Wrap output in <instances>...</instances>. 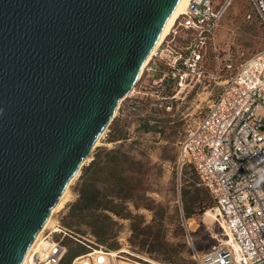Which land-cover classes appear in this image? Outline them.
<instances>
[{"label":"water","instance_id":"1","mask_svg":"<svg viewBox=\"0 0 264 264\" xmlns=\"http://www.w3.org/2000/svg\"><path fill=\"white\" fill-rule=\"evenodd\" d=\"M179 0H0V264H21Z\"/></svg>","mask_w":264,"mask_h":264},{"label":"rangeland","instance_id":"2","mask_svg":"<svg viewBox=\"0 0 264 264\" xmlns=\"http://www.w3.org/2000/svg\"><path fill=\"white\" fill-rule=\"evenodd\" d=\"M189 39V34L179 29L172 45L181 49ZM262 48L264 23L249 0H235L222 17L215 38L204 49L198 79L181 86L168 78L161 80L166 67L154 58L153 81L144 84L142 71L131 94L119 103L89 160L69 181L66 202L54 212L50 223L58 219L94 243L115 252L121 248L133 258L194 264L186 228L200 251L223 237L218 222L208 215L214 213L212 197L195 171L186 167L179 177L175 170L178 143L204 113L224 78L240 61ZM117 148L125 155L110 170L93 175L90 169L83 175L96 155L103 160L107 151ZM89 176L105 198L97 208L73 209ZM103 205L113 211L102 209ZM103 229L100 243L95 231ZM85 250L77 244L68 258Z\"/></svg>","mask_w":264,"mask_h":264},{"label":"built area","instance_id":"3","mask_svg":"<svg viewBox=\"0 0 264 264\" xmlns=\"http://www.w3.org/2000/svg\"><path fill=\"white\" fill-rule=\"evenodd\" d=\"M234 1L188 0L143 73L155 58L166 67L161 80L181 86L198 79L204 49ZM249 1L264 23V0ZM179 29L190 39L176 49L172 42ZM174 164L179 177L186 167L195 171L212 197L211 210L223 237L200 251L186 228L194 264H264V48L240 61L224 78L204 113L179 141ZM77 244L86 250L68 258ZM120 250L112 255L55 219L28 248L21 264H166Z\"/></svg>","mask_w":264,"mask_h":264},{"label":"trees","instance_id":"4","mask_svg":"<svg viewBox=\"0 0 264 264\" xmlns=\"http://www.w3.org/2000/svg\"><path fill=\"white\" fill-rule=\"evenodd\" d=\"M124 155L125 152L121 151L119 148L107 151L106 157L103 160L100 159L98 155H96L95 158L92 160L91 164L87 168L83 169L84 172L83 175H85V173H87L90 169H93V175L99 174L100 172L104 173L110 170L112 165H115L117 162H119L121 160L120 157ZM119 186L120 184H118L117 187ZM79 193H80L79 198L73 205V209L97 208L101 206L102 203L101 200L105 198V195L100 196V192L95 187L93 183V178L90 176L88 178V182L82 186ZM101 208L105 210L113 211L110 207H107L106 205H103ZM104 234H105V229H103L101 232L95 231V235L99 238L98 240L100 243L103 241Z\"/></svg>","mask_w":264,"mask_h":264},{"label":"bare ground","instance_id":"5","mask_svg":"<svg viewBox=\"0 0 264 264\" xmlns=\"http://www.w3.org/2000/svg\"><path fill=\"white\" fill-rule=\"evenodd\" d=\"M187 1L188 0H179V2L174 7V9H173L171 15L169 16L164 28L162 29L161 33L159 34V36L157 38V41H156L155 45L153 46V48L151 50V53L149 54V56L147 57V59L145 60V62L143 64V67H142L141 72H140L141 74H142V71L144 70L145 66L147 65L149 59L151 58V55L154 53L155 49L157 48V46L165 39V37L168 35V33L170 32L171 28L173 27L176 19L180 16V14H182V12H183V10H184V8L186 6ZM129 94H131V92ZM129 94H127V95H129ZM102 134H103V132L99 135L98 139L95 142V145L99 144V140H100ZM87 160H89V158H87L85 160V162ZM78 172L69 181H72L77 176ZM68 189H69V184H67V186L65 187V189H64L63 193L61 194L60 198L58 199L56 204L52 207L49 217L47 218V220L44 223V225L41 228V230L37 233L36 237L34 238L33 242L31 243L30 247L35 242L37 237L40 235L41 231L51 222L54 212L59 211L64 206V203L66 202V196H67V193H68ZM208 215L213 216V218H214V213H213V215L208 213ZM122 251L125 252L124 250L121 249L120 252H122ZM110 252L112 253V255H115V253H116L115 251H110Z\"/></svg>","mask_w":264,"mask_h":264},{"label":"crops","instance_id":"6","mask_svg":"<svg viewBox=\"0 0 264 264\" xmlns=\"http://www.w3.org/2000/svg\"><path fill=\"white\" fill-rule=\"evenodd\" d=\"M149 68L150 69H147V70H145L144 71V80H143V83L144 84H148V82L150 81V80H152L153 81V61L150 63V65H149ZM143 91H141V94H143L142 93Z\"/></svg>","mask_w":264,"mask_h":264}]
</instances>
